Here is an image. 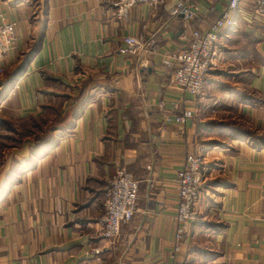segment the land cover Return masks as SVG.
Returning <instances> with one entry per match:
<instances>
[{
    "label": "crops",
    "instance_id": "crops-1",
    "mask_svg": "<svg viewBox=\"0 0 264 264\" xmlns=\"http://www.w3.org/2000/svg\"><path fill=\"white\" fill-rule=\"evenodd\" d=\"M187 1L191 21L171 14L175 0L136 5L127 21L115 19V0H0L17 34L0 80L27 60L0 103L20 135L0 165V186L15 179L0 195V264H264V10L242 1L193 98L171 82L175 57L229 0ZM126 36L145 38L147 52L121 53ZM185 100L193 117L167 121ZM217 123L222 137L201 134ZM55 124V143L34 156L36 136ZM189 150L204 155L205 182L176 252L177 176ZM120 168L139 180L138 209L110 241L103 193Z\"/></svg>",
    "mask_w": 264,
    "mask_h": 264
},
{
    "label": "built area",
    "instance_id": "built-area-1",
    "mask_svg": "<svg viewBox=\"0 0 264 264\" xmlns=\"http://www.w3.org/2000/svg\"><path fill=\"white\" fill-rule=\"evenodd\" d=\"M165 0H115V19L127 21L133 7L146 4L151 8H158ZM171 10L173 16L182 15L185 21L196 17V11L187 0H175ZM243 0H229L227 6L204 31H192L184 48L176 55L177 67L172 75L171 82L186 94L197 97L203 90L208 73L218 66L217 44L221 34L234 26L233 13ZM264 10V0H254ZM17 34L15 23L0 14V61H4L7 54L16 46ZM123 45L119 51L142 57L147 52L148 41L143 37L126 36L122 39ZM3 72L0 67V73ZM178 114L167 115V121H176L185 124L193 117L194 110L190 103ZM178 107L177 103H172ZM164 107V104L161 103ZM205 158L201 153L189 150L183 166L178 171V208L176 220L178 223L175 233V251L180 250V243L189 225L198 219L197 201L201 195V187L205 182L203 171ZM150 168V166H148ZM140 183L127 169L117 170L113 179L106 186L104 198V214L101 219L102 236L107 240H114L121 234V226L133 218L138 209V195ZM107 247L91 249L93 255L102 253Z\"/></svg>",
    "mask_w": 264,
    "mask_h": 264
},
{
    "label": "rangeland",
    "instance_id": "rangeland-1",
    "mask_svg": "<svg viewBox=\"0 0 264 264\" xmlns=\"http://www.w3.org/2000/svg\"><path fill=\"white\" fill-rule=\"evenodd\" d=\"M26 61H24L23 64ZM9 76H10V74H9ZM5 80H7V78ZM4 91H5V87L4 88L0 87V94H2ZM27 123H29L28 124L29 126L33 125L32 122H27ZM239 124H238V121H235V122H233V124L230 123L229 125L234 127V128H236V127L240 128ZM224 128H225V126H223L221 123L207 125V126L202 128L203 131L201 132V134L205 135L207 137H209V136H211V137H222V132H223ZM16 130H17V124L11 120L5 119V117L3 116V113L0 112V165L3 162L2 153L4 152V148H6L5 146H16L19 142L18 139L20 138V135H19V133L18 134L16 133ZM210 141H214V140L209 139V142ZM208 144H207V146H208ZM9 174H10V179L13 180L14 175H12V173H9ZM3 176H4V174L0 169V179ZM6 178H7V175H6ZM6 178L4 179V181L6 180Z\"/></svg>",
    "mask_w": 264,
    "mask_h": 264
},
{
    "label": "trees",
    "instance_id": "trees-1",
    "mask_svg": "<svg viewBox=\"0 0 264 264\" xmlns=\"http://www.w3.org/2000/svg\"><path fill=\"white\" fill-rule=\"evenodd\" d=\"M26 65H27V61L24 64H22L19 68H17L15 71H13L12 74L7 78V80H0V87H2V88L5 87V91L2 94H0V103L6 99L9 92L14 88L16 81L22 75V73L26 70ZM55 126H56V130H57L58 128H57V125L55 124V125L48 127L42 135L36 136V144H37L36 146L37 147L35 150H33V153H32L34 156L39 157L42 154L46 153L48 151L47 147H50L55 143V141H56L55 135H53L51 132L52 127H55ZM61 130H62V132L64 131L63 128ZM62 132H60V133H62ZM247 135L249 136L250 134L247 133ZM58 136H59V134L56 135V137H58ZM241 136L244 137L245 135L242 134ZM252 136H254V133ZM30 166H31V163L28 164V167H30ZM12 175H14V173ZM14 181H15V179H13V180L10 179V174H9L6 178V180L4 181V183L0 186V195H1V193L5 192L7 189H9L12 186V183Z\"/></svg>",
    "mask_w": 264,
    "mask_h": 264
}]
</instances>
